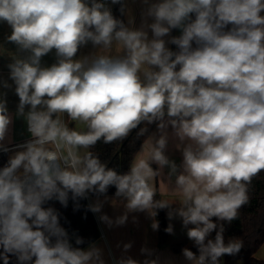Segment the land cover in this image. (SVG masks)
Instances as JSON below:
<instances>
[{
	"label": "clouds",
	"instance_id": "9594fccd",
	"mask_svg": "<svg viewBox=\"0 0 264 264\" xmlns=\"http://www.w3.org/2000/svg\"><path fill=\"white\" fill-rule=\"evenodd\" d=\"M117 4L124 15L126 0H0V23L17 49L8 79L30 135L0 167V264L12 257L15 264H107L103 248L78 247L85 240L76 234L74 246L58 211L44 207L53 200L67 207L89 193L97 199L88 210L108 229L146 213L158 231L155 217L167 209L164 231L174 235L171 221L179 218L197 249L181 250L186 264H221L243 248L225 240L224 223L238 218L248 184L264 171V0H141L139 27L114 16ZM89 44L94 51L78 55ZM53 52L55 62L43 64ZM145 122L159 135L127 172L87 151ZM11 123L0 98V153L10 152ZM170 137L179 165L166 154ZM165 168L178 206L156 199L152 181ZM113 186L124 209L114 218L102 211ZM132 247L123 243L114 264H173L146 245L137 260Z\"/></svg>",
	"mask_w": 264,
	"mask_h": 264
},
{
	"label": "crops",
	"instance_id": "0c3cea01",
	"mask_svg": "<svg viewBox=\"0 0 264 264\" xmlns=\"http://www.w3.org/2000/svg\"><path fill=\"white\" fill-rule=\"evenodd\" d=\"M126 10L124 15H119L117 12V18L123 19L126 23L129 20L134 21V26L139 27L141 22V11L142 4L141 0H126ZM175 30L172 31V35ZM179 33V30H177ZM11 29L6 23H0V98H4L7 101L8 113L12 118V123L9 125V128L6 133V138L4 143L10 149L9 153H4L8 159L9 155L12 151L16 150V145L25 141L28 137V132L26 129V122L22 117H18L16 115L17 105L19 104V98L15 94V86L8 79V64L12 62V60L17 55V49L15 45L8 43L6 37L10 34ZM179 35V34H178ZM171 48L172 45H169ZM92 49L91 44L82 48L78 55H87ZM119 49L113 45L111 49L112 54H116ZM55 62V54L50 53L42 59V63L45 65H51ZM7 81L8 87L3 86V82ZM65 121L68 123L69 127L77 128L79 130H83V125L78 122H72L68 120L67 116L64 117ZM171 131V130H170ZM157 127L154 124L147 138L145 139L142 146L139 148L137 153L135 154L132 163L137 159L147 158L150 154L153 138L158 136ZM177 141L175 138L170 137L167 155L170 159L174 160L177 165L182 162V154L179 150L176 149ZM84 151V150H82ZM131 163V164H132ZM154 169L157 168V165H151ZM168 169L165 168L163 175L158 176L153 179L152 183L157 190V194L160 196V199H164L170 203H174L178 206L179 204V195L172 191V187L174 186V177L172 179V183H168L167 179ZM107 200H105L103 213L108 214L110 217H116L123 212V204L121 201L115 199L114 194H106ZM88 202L94 203L97 197L90 196L88 194ZM100 199L104 200L105 197L101 196ZM176 205H173L174 207ZM167 224H169V220L167 219V209H164ZM99 230V237L92 243H96L98 246L103 248L105 253V260L107 264H114L116 258L120 257L122 254V244L132 242L133 247L129 251L128 255H131L133 258L142 261L144 257L140 253V249L142 246H147L151 249H154L156 253L163 260H171L173 264H186L183 259V256L180 251H174L171 248V243L185 241L187 244H190L192 241L187 238L186 230L182 227V222L179 218L174 219L171 223L174 226V235L168 234L167 240L164 244L158 243L157 231H153L151 229L152 218L149 217L146 213H132L129 215L128 222L121 227H113L112 229H108L106 225L102 224L98 220L99 214H94ZM136 217V222H133L132 217ZM117 244L121 245V248L117 247ZM88 245L84 248H87ZM185 248V247H184ZM183 249V248H182ZM255 255L258 258L264 259V243L258 248ZM242 262L239 259H230L223 260L222 264H241Z\"/></svg>",
	"mask_w": 264,
	"mask_h": 264
},
{
	"label": "trees",
	"instance_id": "16d2710c",
	"mask_svg": "<svg viewBox=\"0 0 264 264\" xmlns=\"http://www.w3.org/2000/svg\"><path fill=\"white\" fill-rule=\"evenodd\" d=\"M119 15L120 5H116ZM173 36H176L173 33ZM172 50H176L172 45ZM154 124L141 123L137 128L132 129L129 134L112 143H104L101 139L94 146L87 149L93 155L99 157L102 163L110 168L116 169L118 172L124 173L129 170L132 160L144 143ZM143 130V131H142ZM7 157L4 153H0V167L7 162ZM115 187H110L106 194H114ZM90 196L94 194L89 193ZM248 203L244 205L238 212V218L233 220L230 224L224 223L225 232L224 237L228 239L236 238L243 241V248L239 254L235 256L226 255L221 258L223 260L239 259L241 264H264V259L258 258L255 253L258 248L264 243V171H261L252 178L248 184ZM156 199H160L157 194ZM77 203L79 207H77ZM88 199H80L75 202L69 199L67 207L62 206L58 201H49L44 207H54L60 215V224L72 237V243L75 245V238L73 234L84 238L85 244L78 247L84 248L90 243L94 242L100 235V230L94 213L88 210ZM159 221V230L157 231L158 243L164 244L167 240L168 234L164 231L167 227V221L164 209L158 210V215L155 217ZM215 220V218H213ZM215 232L211 234L210 238H214ZM189 248L193 252H197L193 242L187 244L185 241L171 243V248L174 251H180L182 248ZM11 264H15V258L12 257Z\"/></svg>",
	"mask_w": 264,
	"mask_h": 264
},
{
	"label": "built area",
	"instance_id": "2783aa9c",
	"mask_svg": "<svg viewBox=\"0 0 264 264\" xmlns=\"http://www.w3.org/2000/svg\"><path fill=\"white\" fill-rule=\"evenodd\" d=\"M111 7H112V12H113L114 16L117 17V9H116V5H112ZM26 129H27V126H26ZM28 134H29V133H28ZM28 139H30V135H28V137H27L26 140H28ZM26 140H25V141H26ZM25 141H23V142H25ZM23 142H22V143H23ZM22 143H19L18 145H20V144H22ZM16 146H17V145H16Z\"/></svg>",
	"mask_w": 264,
	"mask_h": 264
},
{
	"label": "rangeland",
	"instance_id": "374dc122",
	"mask_svg": "<svg viewBox=\"0 0 264 264\" xmlns=\"http://www.w3.org/2000/svg\"><path fill=\"white\" fill-rule=\"evenodd\" d=\"M174 33H175V35H178V34H180V33H178V31L177 30H175L174 31ZM13 264V263H12Z\"/></svg>",
	"mask_w": 264,
	"mask_h": 264
}]
</instances>
